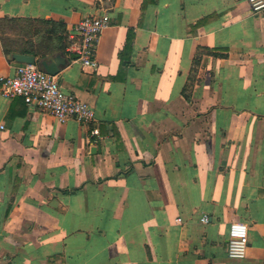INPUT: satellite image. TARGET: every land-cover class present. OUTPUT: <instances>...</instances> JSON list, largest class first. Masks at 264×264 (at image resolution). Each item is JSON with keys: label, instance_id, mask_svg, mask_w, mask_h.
Returning a JSON list of instances; mask_svg holds the SVG:
<instances>
[{"label": "crops", "instance_id": "1", "mask_svg": "<svg viewBox=\"0 0 264 264\" xmlns=\"http://www.w3.org/2000/svg\"><path fill=\"white\" fill-rule=\"evenodd\" d=\"M104 13L97 66H83L74 28ZM2 19L75 36L44 57L68 61L60 90L95 122L4 98L19 63L0 43V264H264V11L249 0H0ZM200 49L211 53L192 72ZM233 222L248 226L242 260L226 253Z\"/></svg>", "mask_w": 264, "mask_h": 264}, {"label": "built area", "instance_id": "2", "mask_svg": "<svg viewBox=\"0 0 264 264\" xmlns=\"http://www.w3.org/2000/svg\"><path fill=\"white\" fill-rule=\"evenodd\" d=\"M253 15L264 11V0H249ZM109 26V20L104 13L99 16H88L80 20L75 28L78 42L74 43L78 60L83 66L95 68V47L101 32ZM75 36L70 35L69 40L74 41ZM4 98H24L29 104L37 107L43 113L55 118L59 123L73 119L80 124L89 125L95 122L93 109L85 102L72 94H65L60 90L58 80L40 70L36 64L19 63L14 75L7 78L1 88ZM94 135L96 131L92 132ZM181 222L180 218L175 220ZM202 223L208 222V217L201 218ZM248 246V226L242 222H233L229 226L226 253L228 258L242 260L246 255Z\"/></svg>", "mask_w": 264, "mask_h": 264}, {"label": "trees", "instance_id": "3", "mask_svg": "<svg viewBox=\"0 0 264 264\" xmlns=\"http://www.w3.org/2000/svg\"><path fill=\"white\" fill-rule=\"evenodd\" d=\"M0 43L4 54H24L33 56L36 60L56 51L65 53L71 45L67 38L65 26L59 22L26 19L0 20ZM204 53H211L206 49L198 50L194 60V72L199 58ZM189 87L186 85L185 89Z\"/></svg>", "mask_w": 264, "mask_h": 264}, {"label": "water", "instance_id": "4", "mask_svg": "<svg viewBox=\"0 0 264 264\" xmlns=\"http://www.w3.org/2000/svg\"><path fill=\"white\" fill-rule=\"evenodd\" d=\"M9 60L16 63L36 64L40 70L52 76L57 75L59 69L65 67L68 63L60 54L50 55L36 61L33 56L14 53L9 56ZM94 149L95 148L91 149L93 153L95 151Z\"/></svg>", "mask_w": 264, "mask_h": 264}]
</instances>
